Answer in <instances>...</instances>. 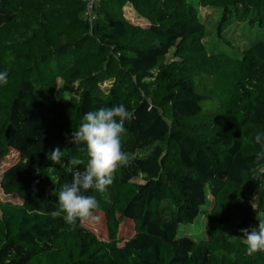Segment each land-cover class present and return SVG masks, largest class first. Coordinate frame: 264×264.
<instances>
[{"label": "trees", "instance_id": "trees-1", "mask_svg": "<svg viewBox=\"0 0 264 264\" xmlns=\"http://www.w3.org/2000/svg\"><path fill=\"white\" fill-rule=\"evenodd\" d=\"M63 1L50 15L0 0V187L20 197H0V264H196L202 249L203 264H264L240 231L264 215L254 139L264 132V0H199L226 19L216 50L191 0H114L142 23L104 0L90 22L84 0ZM231 22L252 33L243 48L225 36ZM59 79L77 97L58 98ZM121 103L134 113L122 136L130 163L104 193H87L100 201L101 236L87 218H53V193L71 181V159L87 164V146L70 142L84 114ZM57 146L62 164L48 159ZM211 184L207 235L196 238L180 227L199 216Z\"/></svg>", "mask_w": 264, "mask_h": 264}, {"label": "clouds", "instance_id": "clouds-1", "mask_svg": "<svg viewBox=\"0 0 264 264\" xmlns=\"http://www.w3.org/2000/svg\"><path fill=\"white\" fill-rule=\"evenodd\" d=\"M8 83L7 70L0 71V84ZM134 113L124 104L102 106L89 111L83 116V123L71 133L70 142L74 145L87 146V164L81 171L77 166L84 163L73 158L65 168L71 174V181L65 182L53 194L57 197L58 208L50 214L53 218L61 217L65 223L75 225L81 219H96L94 212L100 208V201L93 193H104L113 183L114 172L130 163L122 147V136L127 131L125 121H131ZM255 143L259 146L257 160H264V132H258ZM64 152L59 146L48 153V159L54 164H62ZM74 169H76L74 171ZM249 256L264 252V219L251 230L242 228Z\"/></svg>", "mask_w": 264, "mask_h": 264}, {"label": "rangeland", "instance_id": "rangeland-1", "mask_svg": "<svg viewBox=\"0 0 264 264\" xmlns=\"http://www.w3.org/2000/svg\"><path fill=\"white\" fill-rule=\"evenodd\" d=\"M101 1V0H100ZM111 8H113L117 14L126 16L130 20L136 23H142L143 21L137 17L136 11L134 10V7L131 4H128L120 9V7L114 2V0H104ZM194 4L198 5L199 9V15L200 17L205 21V23L209 26V35L205 39V42L211 46L214 50H216V43L220 41V38H218L217 34V27L220 25H224L226 22V19L223 20V17L219 14L216 15L215 8L212 7H202L199 6V0H191ZM17 6L22 11H38L40 13H46L50 12L51 14H54L55 11L60 9L63 6L64 1L63 0H52L51 2L47 4H40L36 0H16ZM226 37L230 39L232 43H235L236 45L243 48L248 43L249 37L252 35V33L249 31V29L246 26L239 25L236 22H231L227 29H225ZM255 33V32H254ZM257 34V31H256ZM170 59L172 58V53L169 55ZM231 77V76H230ZM226 79H229V76L226 77ZM57 97L63 100L70 99L72 97H77L78 90L77 86L74 83L66 82L63 79H59L58 89L56 93ZM138 156L144 155L143 152H138ZM1 175V171H0ZM142 181L143 179H139ZM214 187H216V184H211V186L208 188V197H207V203L202 207V211L199 214V216L196 218V220L193 223L190 224H183L181 225L180 229L184 231V233L191 234L192 236L196 238L205 239L206 238V227L209 221V214L214 207V198L212 196V190ZM0 197L7 200H12L14 202H19L20 197L16 193H5L2 188L0 187ZM96 219H90L87 218V222L92 225V228L101 236H106L107 234V226L104 221L103 215L96 216ZM260 219H264V215H260ZM238 222V220H237ZM125 233H131L134 231L133 223L130 220H126L125 222ZM242 226H245L246 224L240 223ZM207 257V251L202 249L197 254L193 255V261L196 262V264H203L205 258Z\"/></svg>", "mask_w": 264, "mask_h": 264}, {"label": "built area", "instance_id": "built-area-1", "mask_svg": "<svg viewBox=\"0 0 264 264\" xmlns=\"http://www.w3.org/2000/svg\"><path fill=\"white\" fill-rule=\"evenodd\" d=\"M86 3L85 17L90 21L96 18L95 6L100 2V0H84Z\"/></svg>", "mask_w": 264, "mask_h": 264}]
</instances>
